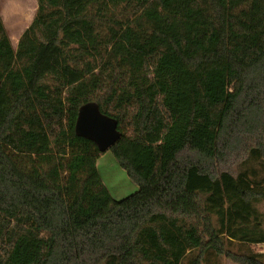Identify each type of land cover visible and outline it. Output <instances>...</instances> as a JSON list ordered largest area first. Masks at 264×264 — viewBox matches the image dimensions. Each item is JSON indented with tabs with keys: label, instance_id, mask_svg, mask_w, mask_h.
<instances>
[{
	"label": "trees",
	"instance_id": "1",
	"mask_svg": "<svg viewBox=\"0 0 264 264\" xmlns=\"http://www.w3.org/2000/svg\"><path fill=\"white\" fill-rule=\"evenodd\" d=\"M38 3L17 47L0 13V264H264V0Z\"/></svg>",
	"mask_w": 264,
	"mask_h": 264
},
{
	"label": "rangeland",
	"instance_id": "2",
	"mask_svg": "<svg viewBox=\"0 0 264 264\" xmlns=\"http://www.w3.org/2000/svg\"><path fill=\"white\" fill-rule=\"evenodd\" d=\"M28 1L30 3L34 2L32 0H0V5L3 8H6L8 6L7 2H9V4L11 5V7L10 6L9 7L15 10L16 8L15 4H17V8H20L22 7V5L23 6L30 5ZM14 20L15 17H13V14L8 16V26L10 27V30L12 25L11 23H13ZM12 32L13 29L11 30V33ZM11 37H12L13 45L17 47L18 42L15 36L11 34ZM98 168L104 183L107 185L111 194L116 199H122L128 195L135 193L139 189V186L130 178L127 171L119 164V162L117 161L116 157L114 156L111 150H108L101 155L100 159L98 160ZM262 177H264V174L262 175ZM257 205L259 210L261 212H264V201L259 202ZM253 248L257 251L264 252V243L253 245ZM223 264H236V263H234L233 261L227 258H224Z\"/></svg>",
	"mask_w": 264,
	"mask_h": 264
},
{
	"label": "water",
	"instance_id": "3",
	"mask_svg": "<svg viewBox=\"0 0 264 264\" xmlns=\"http://www.w3.org/2000/svg\"><path fill=\"white\" fill-rule=\"evenodd\" d=\"M77 129L95 139L102 151L109 149L121 136L116 121L103 115L97 107L90 104L83 107Z\"/></svg>",
	"mask_w": 264,
	"mask_h": 264
},
{
	"label": "crops",
	"instance_id": "4",
	"mask_svg": "<svg viewBox=\"0 0 264 264\" xmlns=\"http://www.w3.org/2000/svg\"><path fill=\"white\" fill-rule=\"evenodd\" d=\"M34 2H29L30 5H22V7L17 8V4H15L16 8L11 9V5L9 4V2H7V7L3 8L0 5V13L3 17L5 26L8 30V33L11 37V34H13L17 40V42L19 43L20 38L22 37L23 33L25 32V30L31 25V23L33 22L37 11H38V0H32ZM28 3V4H29ZM10 6V7H9ZM9 10V11H8ZM13 17H15V20L13 23H11V30L13 29V32L11 33L10 27L8 26V16L12 15ZM30 16V18H29ZM13 26V28H12ZM12 39V37H11Z\"/></svg>",
	"mask_w": 264,
	"mask_h": 264
}]
</instances>
